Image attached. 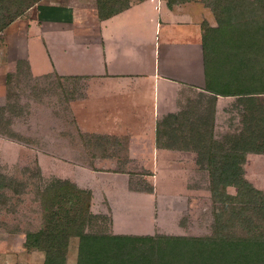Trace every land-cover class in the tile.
I'll list each match as a JSON object with an SVG mask.
<instances>
[{
  "label": "crops",
  "instance_id": "crops-1",
  "mask_svg": "<svg viewBox=\"0 0 264 264\" xmlns=\"http://www.w3.org/2000/svg\"><path fill=\"white\" fill-rule=\"evenodd\" d=\"M35 21L32 25L37 29L27 33L25 54L8 61L28 60L30 74H58L66 80L63 85L69 93L76 92L78 98H70V107L75 108L81 132L76 127V133L65 136L64 155L81 148L96 157L100 165L93 166L90 159L88 166L78 167L85 171L87 185L100 184L98 192L111 204L121 205L117 224L125 215L145 221L112 233L163 235L173 225L168 220L171 225L163 226V208L174 210L176 218L187 209L177 196L185 183L178 189L163 186L170 172L180 165L178 172L203 174L211 188L209 169L201 166L194 140L227 141L243 125L244 96L208 88L214 79L205 70L203 36L205 23L218 24L213 10L203 0H43ZM59 45L67 54L62 62L55 52ZM30 47L34 55L43 54L38 70ZM79 100L86 105L77 104ZM263 154L244 152L241 161L242 172L245 162H255L261 184ZM139 171L150 172L149 182L133 181ZM80 175L72 174L70 180L75 182ZM190 177H185L189 187ZM91 211L107 212L103 207L94 209L92 201ZM4 228L0 234L6 233ZM4 241L0 238L1 247H9Z\"/></svg>",
  "mask_w": 264,
  "mask_h": 264
},
{
  "label": "trees",
  "instance_id": "trees-1",
  "mask_svg": "<svg viewBox=\"0 0 264 264\" xmlns=\"http://www.w3.org/2000/svg\"><path fill=\"white\" fill-rule=\"evenodd\" d=\"M203 2L211 7L218 22L214 27L207 23L204 25L205 70L210 73L209 77L214 79L208 88L226 94H242L243 99L247 101L246 108L250 103L256 106L253 113L244 114L243 125L232 132L230 140L208 141L201 137L194 140L200 154L198 159L201 166L209 169L213 199L217 198L227 203L229 214H215L212 232L204 236L89 232L86 229V223L89 221L82 225V212L75 207L77 202H82L86 205V212L83 213L91 215L92 212H89L91 203L83 201L82 197L85 190L78 189L69 179H63V185L60 186L52 179L53 185L56 186L48 184L44 189L47 191L41 198L44 218L42 224L34 229L28 226L22 228L17 224L10 228L7 223L0 222L8 232H25L23 245L28 250L45 251L44 264H66L69 239L76 235H80L81 244L84 243L83 247H79L77 264H264V230L259 222L253 225L252 218L249 217L250 212L255 209L252 202L256 194L249 191L252 183L244 177L241 170L244 152H264V105L261 107L255 101L256 95L264 94V87H257L255 83L246 81L237 83L241 89L228 92L221 88L227 86L226 71L218 69L214 72L211 69L209 72L207 59L208 53L213 51V56L220 59V62L216 63L218 67L232 70L248 68L247 64L250 66V62L255 63L257 60L262 61L264 66V59L260 60L257 52L264 49V0H203ZM26 4V0H0V32L28 8L29 5ZM5 9L7 11L3 12ZM253 52L256 54L254 57L251 56ZM15 63L18 69L22 64L27 65L30 71L28 60L18 59ZM7 76L9 80L11 72H8ZM57 89L65 98L74 97L73 94L76 93L72 91L70 94L67 86L61 84ZM3 112L0 111V134L17 138L16 133L9 129ZM33 179L29 176L27 179L19 180L0 169V209L5 211L13 209L11 202H14L13 195L18 192L16 191L18 185L22 187L21 192L24 193L22 184H25L27 189ZM19 182L21 184L16 185ZM230 187H235L236 193L229 192ZM248 191L252 195L250 198ZM254 200L256 201V198ZM261 207L263 204L258 209ZM96 216L99 215L94 217ZM250 221L251 232L246 226ZM233 225L244 229L245 232L235 233L231 229ZM154 239L157 241L147 244L148 240ZM140 240H143L140 244L143 250L136 247V241Z\"/></svg>",
  "mask_w": 264,
  "mask_h": 264
},
{
  "label": "rangeland",
  "instance_id": "rangeland-1",
  "mask_svg": "<svg viewBox=\"0 0 264 264\" xmlns=\"http://www.w3.org/2000/svg\"><path fill=\"white\" fill-rule=\"evenodd\" d=\"M26 1L29 5L28 8L24 9L20 16L11 21L9 25L0 32V107H3L0 111L5 112V114L3 112V117L8 121L7 125H9V129L17 135V138H12L0 134V168L10 175L17 177L19 180L27 179L29 176L34 179L29 182L27 189L26 185L22 184L24 193L21 192L22 187L18 185L19 187L16 191L22 194H18L17 192L13 195L14 202H11L13 209L7 211L0 209V211L2 210L0 222L7 223L10 228L16 224L20 225L22 228L26 226L33 229L36 228L38 225L42 224L44 220L41 198L43 197L42 194L47 191L44 190L46 186L48 184L56 186L53 185L52 179L56 180L55 184H57V186H60V184L63 185V179L68 178L70 180L72 174V177L75 178L74 176L76 174L79 175V173H81V175L76 178L77 181H70L74 182V184L77 183L78 189L85 190L82 195L83 201H90V203L92 201L94 209L100 210V208L103 207L105 211H107L104 212L107 214H97L99 215L98 217H94L96 214L94 215L92 213L89 216L87 213H83L86 212V205L82 202H77L75 207L79 212H82V225H84L86 221H89L86 223L87 231H95L102 234L103 232L112 233V230L118 232L124 231L135 223H138L140 226L145 221H136L138 219L137 215H125L123 216L124 221L121 223L118 222L119 224H117L115 218H119L118 214L120 213L121 205L117 204L115 201L111 204L110 200L105 197L102 191L101 193L98 192L97 188L100 184L97 186L94 185L95 187L92 188L85 183V171L82 172L78 165L87 163L88 166L90 159L92 160L93 166L100 165L99 162L95 161L96 157L94 155H88V151L84 149L81 150V148L80 150L77 149L78 152L75 151L72 155H64L65 140L69 137V133H76L74 130L76 127H78L79 130L81 129L75 117V108L73 106L70 107V97L68 96L65 98L61 94L62 92L57 89L59 85H63L66 80H63V78H60L55 73L49 75L40 73L34 76L30 74L31 72L27 65L25 66V64H22L20 69H18L17 63H9V61L15 60L25 54L27 33L28 31L30 33L32 29H37V27L32 24L37 23L35 21L37 6L43 0ZM45 3L46 2H44V4ZM6 11L5 9L3 12ZM42 17L45 16L43 15ZM192 27L195 26L192 25ZM55 52H57L60 62L64 61L67 57L62 45H59ZM257 52L258 58L260 60L264 59V49ZM30 53L35 70H38L41 61L38 58L42 59L43 54L38 55L37 53L34 55V49H32V47H30ZM255 55V52L251 54L252 57ZM207 59L209 72L211 69L214 72H217L218 69H224L226 71L228 77L227 86H225V88L222 86L221 88L228 92H236L238 88L241 89V87L237 86V83H246V81L255 83L257 87H264V66L262 61L257 60L255 63L250 62V66L247 64L248 68L232 70L226 67H218L216 63H219L220 59L213 56V51L208 53ZM8 72H11L9 80L8 76H6ZM73 95V98H78L75 94ZM255 97V101L257 99L259 103L262 100L261 103L264 105V94ZM76 103L82 104L83 106L86 105L84 100H79ZM253 105L251 103L249 104V107L246 108V113L244 112L240 116L241 120L244 118V114L250 115L253 113L254 107L256 108L254 103ZM78 112L79 114L77 115L79 116L80 113H82L81 108H79ZM76 136L78 137V135ZM74 139L76 140L77 138L74 137ZM87 155L90 156L88 161ZM263 155H261L262 159H264ZM161 158L160 156V159ZM261 158L258 157V164L262 162ZM71 159L73 160L71 161ZM257 167L255 162H245L243 175L247 179L252 180H250L252 185L249 187V191L252 194H256V201L254 200L255 198L253 199L252 197L254 201L252 205L255 206V209L250 212L249 217L252 218L253 225L259 222L262 230H264V184L258 183L257 178L260 179V175L257 172ZM181 168L182 167L179 165L175 168V171H171L168 175L170 178L168 180L169 182H164L163 186L169 185L178 189V187L181 188L185 183L184 190L181 189L180 194L177 196L182 203L186 204L187 209L186 211L182 210L179 217L176 218L172 216L174 210H172L173 212H167V209L163 208V226L171 225L168 223V220L170 223H173L170 230H164V232L169 235L174 233L180 235L196 234L201 236L210 234L212 232V222L216 216L215 214H229V207L227 203L221 202L217 198L213 199L212 190L203 179V174L194 173V171L191 173L188 172V170L186 172L181 171L180 173L178 170H181ZM76 171L78 173H76ZM135 174H137V177L133 180L134 182L140 179H142L141 181L143 182H149V180H147L149 175L146 174H150V172L139 171L135 172ZM158 174L159 172H155V175ZM160 174H163V177L167 176L163 171H161ZM190 175L191 177L188 178L190 180L189 187L185 182L187 179L185 177ZM199 175H201V178L197 181L196 178H198ZM83 178L85 179L82 181ZM183 178L184 182H182ZM88 181L87 179V182ZM195 182L197 183L196 186L194 185ZM17 184L21 183L19 182L16 183V185ZM85 185L87 187H85ZM92 190L95 191L92 192ZM228 191L236 193V188L230 187ZM251 193L248 194L249 198L252 196ZM262 204L263 207L259 210L258 208ZM107 205H110V208H107ZM90 209L91 204L89 206V212H92ZM116 210H118L119 213H117ZM186 215L188 217H186ZM185 218L187 221L184 220ZM176 223L180 224L179 229L176 227ZM250 224L251 221L246 226L248 228L247 230L251 232L249 228ZM1 227L2 226H0V230L4 228ZM231 229L239 234L245 232L243 231L244 229L241 230L240 227H235L234 225ZM0 238L5 240L4 246L6 243L9 244V247H1L0 245V264H44L46 258L45 251L39 249L28 250L24 247L25 232L14 233L12 231H6V233L0 234ZM156 241V239L152 241L148 240L147 244L149 245L150 242ZM136 242V247H140L141 250H143V246L140 245L143 240ZM83 246L84 243L81 244L80 235L73 236L69 239L66 264H77L79 247Z\"/></svg>",
  "mask_w": 264,
  "mask_h": 264
}]
</instances>
